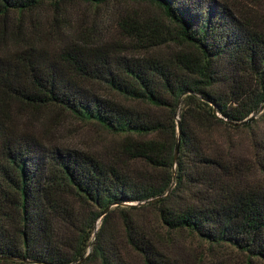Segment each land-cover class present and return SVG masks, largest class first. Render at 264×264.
I'll return each mask as SVG.
<instances>
[{
    "label": "trees",
    "instance_id": "16d2710c",
    "mask_svg": "<svg viewBox=\"0 0 264 264\" xmlns=\"http://www.w3.org/2000/svg\"><path fill=\"white\" fill-rule=\"evenodd\" d=\"M114 1L0 0V264H77L90 248L100 264H189L185 236L264 264V143L251 186L216 141L264 112V19L227 0H131L157 14L120 18L126 46L69 23L76 3ZM13 104L40 119L63 110L114 141L99 154L46 145Z\"/></svg>",
    "mask_w": 264,
    "mask_h": 264
},
{
    "label": "rangeland",
    "instance_id": "374dc122",
    "mask_svg": "<svg viewBox=\"0 0 264 264\" xmlns=\"http://www.w3.org/2000/svg\"><path fill=\"white\" fill-rule=\"evenodd\" d=\"M227 1L233 4L242 14H246L258 21L264 19V0ZM156 14L157 12L146 3L131 0H115L113 3L96 9L90 5L76 3L68 18L72 28L78 34L82 35L84 33L83 35L99 36L111 46H126L128 40L125 33L118 26L120 18L138 15L152 19ZM45 28L47 34L52 30L49 25H46ZM13 110V113H16L20 117L17 122L18 128L22 131L37 134L46 145L70 147L99 154L104 151L107 145L114 141V138L100 127L79 120L69 113L54 107L43 108L41 111L42 119L33 117L21 105L13 104ZM228 134L230 132L224 131V135L226 136L224 137L222 131L220 132L222 136L218 135L216 138L219 146L222 148L229 146L233 155L240 160L245 184L251 186L259 184L262 181V177L258 173L254 144L264 143V112L256 115L251 128ZM131 164L133 167V163ZM144 214L146 215V213ZM100 223V220L96 222L95 231L99 228ZM112 224L117 229V236L123 251L133 260L134 255L131 248L120 236V218L114 216ZM94 236L95 234L92 235V238ZM175 244L177 249L186 255L183 257L188 260L189 264L198 262L197 256L194 253H199L198 255H201L200 258L203 256L202 264L215 263V255L219 258L222 257L226 264L240 263V259L236 255L226 251L219 250L216 254L209 253L207 245L199 243L193 238L186 236L176 237ZM90 249L87 251V256L91 252ZM87 258L81 264H100L99 261H89Z\"/></svg>",
    "mask_w": 264,
    "mask_h": 264
},
{
    "label": "water",
    "instance_id": "95a60500",
    "mask_svg": "<svg viewBox=\"0 0 264 264\" xmlns=\"http://www.w3.org/2000/svg\"><path fill=\"white\" fill-rule=\"evenodd\" d=\"M256 112L246 121H244L243 123L241 124H248L250 122H252L253 120H255L256 118ZM177 129L178 131H180V123L179 121L177 122ZM179 137V136H178ZM177 137V140H176V144H175V151H174V161L177 160V157H178V153H179V138ZM88 256H86L82 261L78 262L77 264H81L83 261L86 260ZM1 260V259H0Z\"/></svg>",
    "mask_w": 264,
    "mask_h": 264
}]
</instances>
